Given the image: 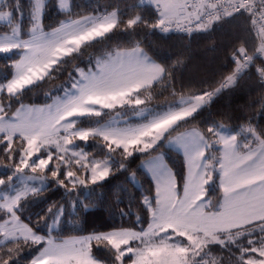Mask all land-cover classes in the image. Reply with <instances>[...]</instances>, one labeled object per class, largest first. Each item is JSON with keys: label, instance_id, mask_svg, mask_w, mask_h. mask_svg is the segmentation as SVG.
Returning a JSON list of instances; mask_svg holds the SVG:
<instances>
[{"label": "snow or ice", "instance_id": "snow-or-ice-1", "mask_svg": "<svg viewBox=\"0 0 264 264\" xmlns=\"http://www.w3.org/2000/svg\"><path fill=\"white\" fill-rule=\"evenodd\" d=\"M149 2L158 13L155 23L141 14L125 22L117 9L69 18L46 32L42 25L45 0H29L27 31L23 0H0V24L8 29L0 35V55L12 61L8 65L11 78L0 82V145L10 162L4 166L9 174L0 178V264H20L22 248L33 245L42 246V250L30 264H105L92 256L93 244L108 252L111 264H125L126 257L130 264H225L212 256V245L230 253L227 264H264V130L257 132L249 125L235 134H225L222 125H212L206 132H181L214 92L181 96L175 103L150 107L149 90L166 77L167 70L153 62L137 42L130 52L114 50L98 57L87 70L76 69V75L70 74L68 83L62 86L63 95L52 98L44 108L22 102L27 88L54 77L69 57L82 54V46H91L120 24L129 32L140 26L167 32L173 24L191 32L193 23L197 28H208L213 22L243 18L246 31L259 46L251 54L244 45L234 50L236 69L221 88L264 56V0ZM139 6L132 5L131 10ZM57 7L72 16L68 0H58ZM257 72L264 80V66ZM15 104L19 107L13 111ZM118 109L131 111L143 122L133 126L125 120L123 126H114L98 119L105 110L119 116ZM83 120L94 126L80 127ZM238 137L245 141L251 137V143L241 144ZM90 138L103 142L107 159L91 163L90 178H81L80 170L88 169L83 162L87 156L77 151L75 141L87 142ZM165 142L183 148L189 171L181 196L174 174L161 158H156L158 162L150 168L155 195H143L142 199L151 214L147 230L121 227L58 243L52 231L64 215V205L49 206L35 224L30 217L28 223L21 220L25 203L50 187L48 174L57 187L71 195L89 182L96 185L104 181L114 167L126 170L129 158L137 153L150 155ZM217 144L222 147L217 149ZM209 149L221 155H205ZM53 161L55 166L49 167ZM75 165L79 167L72 170ZM25 169L33 174L27 180L35 183L17 188L14 181L24 180ZM217 178L222 196L213 202L208 192ZM41 222L48 228L45 235L38 234ZM233 249L238 256L231 255Z\"/></svg>", "mask_w": 264, "mask_h": 264}, {"label": "trees", "instance_id": "trees-1", "mask_svg": "<svg viewBox=\"0 0 264 264\" xmlns=\"http://www.w3.org/2000/svg\"><path fill=\"white\" fill-rule=\"evenodd\" d=\"M23 4L26 14L24 29L27 31L30 27L27 19V13L30 11L29 0H23ZM57 4V0H49L46 3L43 21L45 29L54 28L65 19L99 15L117 9L123 13L120 18L125 22L130 16L141 14L149 22L155 23L158 16L155 5L142 0H71V17L61 12ZM132 5L140 6L133 11ZM246 28L243 18L213 22L208 28L188 33L163 34L157 28L143 26L129 32L124 31V24H120L112 32L98 38L91 46H82V54L69 57L60 72L27 88L21 99L23 104L46 103L59 87L68 83L70 74L76 75V69L94 66L97 57L118 49L130 50L138 42L149 56L167 70L166 77L161 82L154 83L149 90L152 96L150 107L175 103L181 96L199 95L203 92L215 93L198 110L195 119L185 124L181 131L197 129L206 132L212 125H225L230 132L235 133L250 125L259 132L264 130V81L259 76L257 68L264 64L263 59H255L253 65L238 74L232 85L221 88L226 77L232 75L236 69L232 59L234 50L244 45L251 54L259 46L258 40L250 37ZM7 31V27L0 25V34ZM10 63L12 61L0 55V82H6V78H11L12 70L8 67ZM218 88L220 91L215 92ZM17 107L19 104L14 105L13 111ZM117 111L122 115L125 113L123 110ZM105 113L98 118L102 122L116 112L108 110ZM126 113L133 115L131 111ZM79 126L88 128L94 124L89 120H83ZM238 138L245 141L243 137ZM250 139L248 138L246 142H251ZM18 144V141L14 142L13 147H17ZM77 146L85 148L89 158L107 159V149L102 141L97 142L92 138L87 142L77 140ZM3 147L0 145V178H6L9 174V169L4 166L10 162L3 154ZM218 148H221L220 144ZM161 152L165 153L166 162L174 172L177 188L181 193L187 175L185 158L178 150L168 147L165 142L163 147L151 152L150 155L137 153L129 158L126 170L120 171L114 167L104 181H98L96 185L89 182L86 187L77 188L71 195L65 193L64 188L57 187L48 174L50 187L25 203L21 220L28 223L30 217L32 224H35L38 218L44 216L49 206L56 204L64 205V215L59 226L52 231V237L56 240L87 236L93 232L110 231L121 227L146 229L151 222V214L143 206L142 199L143 195H155V183L142 167V162ZM113 155L116 160L120 159L118 155ZM54 166L55 161L49 165ZM77 167L79 165H75L72 170ZM132 173L135 175L131 176ZM78 174L81 178L85 176L90 178L91 172L89 169H81ZM16 182L17 180L14 181ZM209 195L213 202L222 196L218 178L217 183L209 190ZM77 200L79 203H76ZM47 232L48 228L41 222L38 234L45 235ZM40 250L42 246L23 247L20 264H30L31 259L39 255ZM211 250L212 256L223 259L227 264L230 253L218 245H212ZM231 255L238 256L239 253L233 249ZM92 256L105 264H111V258L103 247L93 244ZM129 263L126 257L125 264Z\"/></svg>", "mask_w": 264, "mask_h": 264}, {"label": "rangeland", "instance_id": "rangeland-1", "mask_svg": "<svg viewBox=\"0 0 264 264\" xmlns=\"http://www.w3.org/2000/svg\"><path fill=\"white\" fill-rule=\"evenodd\" d=\"M49 0H45V3H47ZM58 1V0H57ZM143 2H145V3H150L149 2V0H142ZM68 3H69V5H70V7H71V0H68ZM152 4V3H151ZM46 7V6H45ZM44 13H45V9H44V11H43V16H42V25H43V21H44ZM87 16H94L93 14L92 15H87ZM84 17V16H83ZM81 18V17H80ZM80 18H76V19H80ZM66 20H68V19H65V20H63V21H66ZM73 20H75V19H73ZM62 21V22H63ZM61 22V23H62ZM61 23L58 25V26H56V27H54V28H51V29H45L44 28V30L46 31V32H51L53 29H55V28H58V27H60V25H61ZM0 25H3V24H0ZM210 26H211V24H210ZM44 27V26H43ZM3 33H1L0 35H2ZM157 64V63H156ZM83 69H85V70H87L88 68H83ZM237 77H238V75L235 77V80H234V82L236 81V79H237ZM234 82H232V83H230V84H227V86H229V85H232ZM62 89V87H59L55 92H54V94L53 95H51V99L48 101V102H46V103H43V104H25L26 106H31V107H34V108H44L47 104H50V103H52V98H54V97H56V96H62L63 95V91L61 90ZM50 96V95H49ZM185 98H187V97H190V96H184ZM180 100V99H179ZM178 100V101H179ZM209 101V100H208ZM106 111H108V110H105V112ZM125 120H127L128 122H129V124L130 125H133V126H135L136 124H139V123H141V122H143L142 121V118H140V117H135L134 115H130L129 113H124V115L122 116L121 114L119 115V116H117V114L116 113H114V114H112L107 120H105L104 122H111V123H113V125L114 126H123V122L125 121ZM223 126V128H224V130H226V129H228L227 128V126H225V125H222ZM248 126H246V128H247ZM82 128H84V127H82ZM192 130V129H191ZM191 130H188L189 132L191 131ZM249 138H251V137H249ZM186 139H190V137H186ZM213 139H215V138H213ZM251 140V139H250ZM242 142L243 143H245L246 141H243L242 140ZM249 143V142H248ZM75 144L77 145V140L75 141ZM167 146L168 147H171V148H174V149H176V150H178L183 156H184V158H185V162H186V171H187V175H188V171H189V164H188V160H187V157H186V155H185V152H184V150H183V148L182 147H180L179 145H177V144H168L167 143ZM219 147V144H217L216 145V148H218ZM77 151H83L85 154H86V156H87V153H86V149L85 148H83V147H77ZM209 153H211L212 155H215V156H219V153H218V151H216V149H209L208 151H206L205 152V155H208ZM156 158H161L162 159V161H163V164L174 174V172L172 171V169L168 166V164H167V162H166V158H165V153H163V152H161V153H159V154H157V155H154L153 157H150V158H148V159H146V160H144L143 162H142V167L144 168V170L145 171H147V173L151 176V178H152V172L150 171V168H151V166H152V164L154 163V162H158L157 161V159ZM106 160V159H105ZM96 161H104V160H102V159H93V158H89L88 156H87V160H84L83 162L84 163H86V164H88V169L90 170L91 169V163H94V162H96ZM218 167V166H217ZM91 172V171H90ZM22 175H24V180H21V179H17V182L16 183H14L15 185H16V187L17 188H23L24 186H25V183H27V184H29V185H31V184H33V183H35L34 181H29V180H27V176H31V175H33L31 172H30V170L29 169H25V174H22ZM186 175V176H187ZM154 181V180H153ZM174 182L176 183V179H175V175H174ZM154 183H155V181H154ZM177 185V184H176ZM3 186H0V188H2ZM180 195L182 196L183 195V191L180 193ZM208 196L211 198V200L213 201V199H212V197L209 195V192H208ZM24 222V221H23ZM3 223V221L2 222H0V224H2ZM25 223V222H24ZM151 223V222H150ZM58 226H59V224L55 227V229L56 228H58ZM149 227V226H148ZM148 227L146 228V229H144V230H147L148 229ZM132 230H134V231H139V230H135V229H132ZM40 235H42V234H40ZM79 237H84V236H79ZM79 237H71V238H66V239H62V240H56L58 243L59 242H62V241H65V240H71V239H73V238H79ZM53 238V237H52ZM54 239V238H53ZM130 264V263H129Z\"/></svg>", "mask_w": 264, "mask_h": 264}, {"label": "built area", "instance_id": "built-area-1", "mask_svg": "<svg viewBox=\"0 0 264 264\" xmlns=\"http://www.w3.org/2000/svg\"><path fill=\"white\" fill-rule=\"evenodd\" d=\"M184 23V26H187V22L185 21V22H183ZM161 33H163V34H166V33H171V32H174V33H188V31H183V30H181V29H179V28H177L176 26H175V24H173L172 26H171V28H170V30L169 31H167V32H162L159 28H157ZM191 32H193V31H199V30H202V29H204L203 27H201V28H197L196 27V25H195V23H193L192 25H191ZM261 59H263V61H264V56H262V57H260ZM262 66H264V64L262 65ZM249 68V67H248ZM247 69V68H246ZM246 69H243L239 74H241L242 72H244V70H246ZM264 81V80H263Z\"/></svg>", "mask_w": 264, "mask_h": 264}, {"label": "crops", "instance_id": "crops-1", "mask_svg": "<svg viewBox=\"0 0 264 264\" xmlns=\"http://www.w3.org/2000/svg\"><path fill=\"white\" fill-rule=\"evenodd\" d=\"M141 48V47H140ZM142 49V48H141ZM118 50H122V51H128V52H130L132 49H130V50H127V49H118ZM143 50V49H142ZM144 51V50H143ZM145 52V51H144ZM146 53V52H145ZM147 54V53H146ZM102 56V55H101ZM147 56L153 61V62H155V63H157V64H159L157 61H155L151 56H149L148 54H147ZM100 57V56H99ZM98 58V57H97ZM96 62V61H95ZM95 65V64H94ZM160 65V64H159ZM92 67V66H91ZM121 114V113H120ZM122 115V114H121ZM123 116V115H122ZM188 130H191V129H188ZM187 130V131H188ZM181 132H184V131H181ZM229 133H231V134H235V133H232V132H230L228 129H226L225 130V134H229ZM239 139V138H238ZM240 140V139H239ZM249 143H251L250 141H248ZM240 143L241 144H243V142L240 140ZM253 146H255V145H253ZM220 147H222V145H220ZM157 154H159V153H157ZM157 154H155V155H157ZM154 156V155H153ZM152 156V157H153ZM169 166V165H168Z\"/></svg>", "mask_w": 264, "mask_h": 264}]
</instances>
